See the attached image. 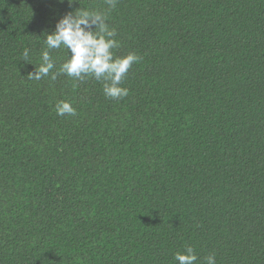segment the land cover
Here are the masks:
<instances>
[{
  "label": "trees",
  "instance_id": "obj_1",
  "mask_svg": "<svg viewBox=\"0 0 264 264\" xmlns=\"http://www.w3.org/2000/svg\"><path fill=\"white\" fill-rule=\"evenodd\" d=\"M79 10L106 14L114 59L139 57L126 97L29 78ZM50 55L52 72L69 59ZM188 247L264 264V0H0V264H178Z\"/></svg>",
  "mask_w": 264,
  "mask_h": 264
},
{
  "label": "clouds",
  "instance_id": "obj_2",
  "mask_svg": "<svg viewBox=\"0 0 264 264\" xmlns=\"http://www.w3.org/2000/svg\"><path fill=\"white\" fill-rule=\"evenodd\" d=\"M110 7H115V0H106ZM105 13L79 10L75 14H65L50 33H45L46 48L41 53V63L38 69L29 73V78L40 80L48 77L55 80L57 75L63 74L76 80L83 81L86 77L103 80L104 95L118 100L128 95L126 88L120 87L131 66L138 62L139 57L129 54L123 58H115L112 49L118 47L113 38L114 29H110L105 22ZM64 47L69 52V59L60 65L57 72H52L55 62L50 55L53 49ZM28 50L23 53L25 59ZM58 116H75L76 109L69 102L59 101L55 106ZM178 264H195L197 256L193 248L188 247L185 253L177 252L174 256ZM207 264H215V256L207 257Z\"/></svg>",
  "mask_w": 264,
  "mask_h": 264
}]
</instances>
